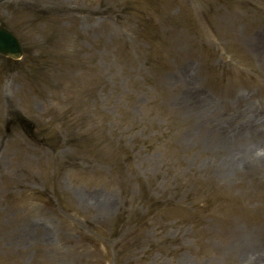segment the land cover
I'll return each mask as SVG.
<instances>
[{
	"label": "rangeland",
	"instance_id": "1",
	"mask_svg": "<svg viewBox=\"0 0 264 264\" xmlns=\"http://www.w3.org/2000/svg\"><path fill=\"white\" fill-rule=\"evenodd\" d=\"M0 24L24 48L0 264H264V0H0Z\"/></svg>",
	"mask_w": 264,
	"mask_h": 264
},
{
	"label": "water",
	"instance_id": "2",
	"mask_svg": "<svg viewBox=\"0 0 264 264\" xmlns=\"http://www.w3.org/2000/svg\"><path fill=\"white\" fill-rule=\"evenodd\" d=\"M23 49L19 39L7 28L0 25V54L19 59Z\"/></svg>",
	"mask_w": 264,
	"mask_h": 264
},
{
	"label": "bare ground",
	"instance_id": "3",
	"mask_svg": "<svg viewBox=\"0 0 264 264\" xmlns=\"http://www.w3.org/2000/svg\"><path fill=\"white\" fill-rule=\"evenodd\" d=\"M257 139H258V138L254 139V140L257 141ZM258 141H259V139H258ZM261 141H262V143L264 144V137H263V135H261ZM263 148H264V147H263Z\"/></svg>",
	"mask_w": 264,
	"mask_h": 264
},
{
	"label": "clouds",
	"instance_id": "4",
	"mask_svg": "<svg viewBox=\"0 0 264 264\" xmlns=\"http://www.w3.org/2000/svg\"><path fill=\"white\" fill-rule=\"evenodd\" d=\"M259 154V153H258Z\"/></svg>",
	"mask_w": 264,
	"mask_h": 264
}]
</instances>
